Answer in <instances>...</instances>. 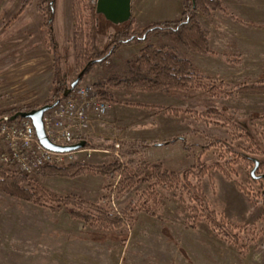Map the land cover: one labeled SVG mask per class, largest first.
Here are the masks:
<instances>
[{
    "label": "rangeland",
    "instance_id": "obj_1",
    "mask_svg": "<svg viewBox=\"0 0 264 264\" xmlns=\"http://www.w3.org/2000/svg\"><path fill=\"white\" fill-rule=\"evenodd\" d=\"M8 1L0 13V112L42 107L53 91L56 71V53L46 44L47 15L37 12L43 0H33L20 15L24 0ZM185 1L133 0L136 28L178 19ZM221 1L229 14L251 25H238L218 11L210 16L198 13L199 23L210 32L214 56L193 53L171 35L151 41L157 47L177 46L183 57L212 77L216 94L200 90L186 95L153 93L151 100L140 95L148 93L111 89L121 109L132 114L131 121L126 128L104 119L95 123L89 136L98 144L127 141L130 133L158 143L185 138L188 149L179 143L152 148L143 159L148 164H161L170 172L190 170V181L207 198L208 210L218 214L216 222L206 216L195 229L189 228L188 211L196 208L197 202L181 188L167 191L156 186V202L148 198L157 217L141 212L122 230L105 233L73 220L68 208L52 213L0 192V264H264V179L253 180L250 172L254 165L226 148L205 147L211 140L208 137L218 138L235 151L264 161V95L240 91L245 86L264 84V0ZM96 21H100L99 30L105 31L106 21L102 17ZM73 25L71 0H56L54 37L61 48L69 49L70 61L74 58L69 48ZM137 49L128 48L126 59ZM225 53L236 63H228ZM121 62L119 66H125ZM92 72L84 84L96 81L91 79ZM101 73L106 80L118 76L115 67L108 66ZM232 112L235 118H231ZM234 122L247 124L252 137L245 136ZM77 160L103 165L112 160V155L90 150L78 155ZM200 164L207 166L209 173L199 182ZM33 179L55 195H77L98 204L106 195L104 187L110 184L91 175L71 180L43 178L40 174ZM148 185L137 183L123 193L114 190L110 207L119 213L135 209L147 199ZM222 217L225 224L236 227L231 229L236 238L227 236L231 230L222 225Z\"/></svg>",
    "mask_w": 264,
    "mask_h": 264
},
{
    "label": "trees",
    "instance_id": "obj_2",
    "mask_svg": "<svg viewBox=\"0 0 264 264\" xmlns=\"http://www.w3.org/2000/svg\"><path fill=\"white\" fill-rule=\"evenodd\" d=\"M32 2L33 0H24L18 15L22 14ZM96 3L97 0H71L74 25L69 38V48L74 54L72 61L69 60V49L61 48L54 37L53 24L56 0H43L37 6V12L47 15L45 19L46 44L56 53L53 91L43 105L63 100L66 89L70 88L71 83L83 71L85 73L80 80V84L95 67L108 62L120 47L131 44L144 45L140 54L132 62L133 75L129 77L112 76L107 80V86L95 84L94 88L98 92L101 101L116 104L111 89L135 93L183 95L200 90L208 91L209 94L214 96L216 89L212 77L199 70L192 60L183 57L177 49L170 46L157 47L151 43L152 39L171 35L193 53L202 56H214L215 53L210 44V32L199 23L198 13L210 16L218 11L225 16H229L238 25H251V23L229 14L223 7L221 0H195V7L193 6V0H186L183 5V12L176 20L153 23L138 30L136 20L132 17L129 23L119 28L106 22L105 29L103 28L105 31H100V21H96ZM101 41L103 44H101ZM224 56L228 63H236L229 54ZM74 75L75 77H73ZM240 91L264 95V84H256L252 87L245 86ZM40 107L8 108L0 112V121L3 116L11 117L18 112H30ZM144 107L162 110L161 107ZM174 113H178L177 110ZM230 114L231 118H235L236 115L233 112ZM234 124L236 128L245 133V136L252 137L247 124L242 122L241 124L234 122ZM208 138L211 140L205 147L226 148L228 153L255 166V162L246 157L255 158L251 154L240 150L235 151L226 142L218 138ZM85 141L87 143L85 149L106 151L112 155V160L103 165H91L82 162L64 167L49 165L42 169L41 176L43 178L71 180L85 175L103 178L110 184L104 187L106 195L101 197V204L92 203L77 195H55L41 186L35 179L1 167L0 192L19 202L47 209L52 213L68 208L73 220L83 222L95 232L105 233L122 230L130 222H133V218L141 212L157 217L149 202V198H152L153 203L156 202L157 193L153 190L156 186H161L162 189L167 191L181 188L190 196L191 200L197 202L196 208L192 207L188 211L191 213V220L188 221L189 228L195 229L196 224L206 216L211 219V222H216L218 214L208 210L207 198L201 192V189L190 181L192 176L190 170L181 173L170 172L161 164H148L143 159L148 148L169 147L181 143L185 149H188L190 145H187L185 138L175 137L161 143L155 141H120L118 149L115 142L98 144L92 139ZM116 152L118 157L115 155ZM199 166L197 177L200 182L202 178L207 176L209 169L204 164ZM262 173H264V161H260L257 174L261 175ZM142 182L149 184L146 192V194L148 193L147 199L144 202L136 204V208L130 209L129 212L119 213L110 207L109 200L114 190L123 193L126 189ZM225 221L226 219L222 217L221 223L223 226L227 225ZM235 228V226H232L230 230ZM227 236L237 237L234 235L233 230L229 231Z\"/></svg>",
    "mask_w": 264,
    "mask_h": 264
},
{
    "label": "built area",
    "instance_id": "obj_3",
    "mask_svg": "<svg viewBox=\"0 0 264 264\" xmlns=\"http://www.w3.org/2000/svg\"><path fill=\"white\" fill-rule=\"evenodd\" d=\"M95 84L107 86V80L79 84L44 115V130L51 143L68 146L85 141L95 123H102L110 115L111 106L100 100ZM90 150L55 153L42 146L30 119L11 122L8 116H3L0 122V167L23 176L36 178L46 166L64 167L77 163V156ZM115 155L118 157L117 152Z\"/></svg>",
    "mask_w": 264,
    "mask_h": 264
},
{
    "label": "water",
    "instance_id": "obj_4",
    "mask_svg": "<svg viewBox=\"0 0 264 264\" xmlns=\"http://www.w3.org/2000/svg\"><path fill=\"white\" fill-rule=\"evenodd\" d=\"M193 6L195 7V0H193ZM96 19L102 17L107 23L113 25L116 28L122 27L130 22L133 17V0H97L96 3ZM83 71L79 77L71 83L70 88L66 89L63 97H67L72 89L80 84V80L84 76ZM62 100H58L53 104H47L40 108L34 109L30 112H18L15 115L9 117V121L15 122L19 119H30L34 125L36 135L44 148L55 153H68L74 152L86 148V141H80L74 145L58 146L51 143L46 137L44 130V115L53 110ZM1 122V121H0ZM255 162V166L250 172V176L253 180L258 181L264 179V175H257L260 161L255 158H251Z\"/></svg>",
    "mask_w": 264,
    "mask_h": 264
},
{
    "label": "crops",
    "instance_id": "obj_5",
    "mask_svg": "<svg viewBox=\"0 0 264 264\" xmlns=\"http://www.w3.org/2000/svg\"><path fill=\"white\" fill-rule=\"evenodd\" d=\"M8 2H9L8 0L7 1L4 0V2H2V6L0 7V13H2L4 11V9L7 7ZM9 12H11V11L9 10ZM132 46H134V47L137 46V48H138L137 50L138 51L133 54L134 56H132V57L130 56V57H128L126 59V56H125V53L127 52L126 50H128V48H130ZM140 46H142V47H140ZM170 47L176 48L178 50V47L177 46L171 45ZM143 48H144V45L143 44L142 45H126V46L120 47L115 52V54L108 60V62H106L105 64L100 65L97 68H94L93 69L95 71V73L91 75V79H93L94 81L95 80H98V79H107V77L105 78L106 75L104 73H101V72H102L103 69L108 68V66L109 67H115V71L116 72L118 71V73L116 74L118 76H121V77H129V76L133 75L132 74L133 73V71H132V62H133L134 58H136L140 54V51ZM225 54H228V53H225ZM120 61H122L121 63L122 64H125V66H119L120 65L119 64ZM113 70L114 69H112L111 71H113ZM119 91L122 92L123 90H119ZM140 95L144 96L145 99H151V100H153V93L152 94H140ZM149 105H152V104H149ZM110 106H111V113H110V115L108 117L105 118L106 121H109V122H118V123L122 124L123 127H126L127 128V125H129V122L128 121H131L130 117L132 116V114L129 111H127V109L122 110L121 109V106L119 105V103L110 104ZM117 106L120 109H117ZM131 126H132V123L130 122V126L129 127H131ZM133 135L134 134L130 133L128 135L129 137H127L125 140H127V141H136V140H138V141L151 142L150 140H142L141 138H137V137H135ZM179 144L184 148V146L181 143H179ZM158 148H162V147H158ZM151 149L152 148H148L145 151V154H144L145 157L147 156L148 151H150Z\"/></svg>",
    "mask_w": 264,
    "mask_h": 264
}]
</instances>
